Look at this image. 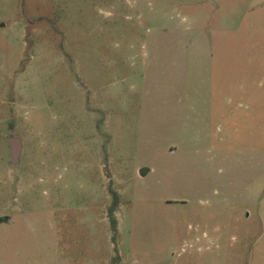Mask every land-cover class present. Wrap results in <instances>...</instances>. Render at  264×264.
Returning a JSON list of instances; mask_svg holds the SVG:
<instances>
[{"label":"rangeland","instance_id":"374dc122","mask_svg":"<svg viewBox=\"0 0 264 264\" xmlns=\"http://www.w3.org/2000/svg\"><path fill=\"white\" fill-rule=\"evenodd\" d=\"M230 40L264 0H0V264H264L258 207L208 187Z\"/></svg>","mask_w":264,"mask_h":264},{"label":"crops","instance_id":"0c3cea01","mask_svg":"<svg viewBox=\"0 0 264 264\" xmlns=\"http://www.w3.org/2000/svg\"><path fill=\"white\" fill-rule=\"evenodd\" d=\"M222 43L225 54L208 98V174L215 169L219 177L208 187L258 207L264 218V41Z\"/></svg>","mask_w":264,"mask_h":264},{"label":"trees","instance_id":"16d2710c","mask_svg":"<svg viewBox=\"0 0 264 264\" xmlns=\"http://www.w3.org/2000/svg\"><path fill=\"white\" fill-rule=\"evenodd\" d=\"M109 191L112 195V201L108 207V218H109V221H110V224L114 232V236H115V234L117 233V219L114 213L117 210V207L119 204V196H118V193L112 188H109Z\"/></svg>","mask_w":264,"mask_h":264},{"label":"water","instance_id":"95a60500","mask_svg":"<svg viewBox=\"0 0 264 264\" xmlns=\"http://www.w3.org/2000/svg\"><path fill=\"white\" fill-rule=\"evenodd\" d=\"M8 144L11 154V163L16 164L21 153V144L18 137H10L8 139Z\"/></svg>","mask_w":264,"mask_h":264}]
</instances>
